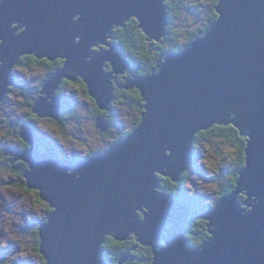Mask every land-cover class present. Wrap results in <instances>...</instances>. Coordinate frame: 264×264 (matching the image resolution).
<instances>
[{
  "label": "water",
  "instance_id": "water-1",
  "mask_svg": "<svg viewBox=\"0 0 264 264\" xmlns=\"http://www.w3.org/2000/svg\"><path fill=\"white\" fill-rule=\"evenodd\" d=\"M165 3L0 0V38L5 40L0 103L16 86L12 70L20 58L34 56L63 61L33 104L39 119L58 120L64 107L55 93L64 80L80 79L96 108L108 111L115 99L113 82L130 68L108 40L133 19L149 40L159 42L169 23ZM215 9L221 19L203 36L165 56L151 74L125 83V89L140 93L141 120L106 152L61 159L55 145L40 148L43 136L34 125L21 124L18 137L29 148L3 152L11 164L27 165V189L53 209L38 228L44 264H109L102 248L108 237L117 242L134 237L139 246L152 249V264H264V0H218ZM101 42L108 51L94 50ZM215 125H231L246 139L249 167L239 171L230 193L197 213L160 192L159 177L179 183L192 171L194 137ZM95 128L106 134L109 125L97 117ZM240 195L247 197L242 206ZM193 215L213 235L198 247L186 239ZM164 240L167 250L160 249ZM130 256L131 251L123 254L118 264L135 259Z\"/></svg>",
  "mask_w": 264,
  "mask_h": 264
},
{
  "label": "rangeland",
  "instance_id": "rangeland-1",
  "mask_svg": "<svg viewBox=\"0 0 264 264\" xmlns=\"http://www.w3.org/2000/svg\"><path fill=\"white\" fill-rule=\"evenodd\" d=\"M194 1L187 0L180 14L174 15L173 21L170 22L174 31H179L180 33L177 38V43L180 46L185 45L187 43L186 38L191 33L196 32L199 25L204 24L206 9L210 5L209 0H203L202 6L196 7ZM111 39L108 40V43ZM104 47L99 52L105 51ZM105 48L107 49V47ZM17 67L12 70V75L16 80L14 88L17 87V81H19L22 88L26 90L27 95L35 91L37 85H41V82L43 83L44 81L45 83L47 80L44 74L45 69L31 70ZM63 89L64 97L68 101L66 102L62 98V104L69 102L70 109L76 108V117L78 119L65 118L62 127L59 129H57V125L51 123V120H45L34 125L37 130L36 134L38 132L43 133V137L47 135L49 143L59 149L62 158L76 159L87 157L92 150L97 154L104 153L118 142L116 138L119 135L123 136L125 133H130L136 127H133V121L136 119L137 114L116 102L114 112H111L109 117L112 125L111 132L109 135L101 134L95 128L94 104L82 98L72 88L63 87ZM56 93L55 97H61V95L56 96ZM21 99L17 92L11 93L10 96L9 92H7L3 103H0V119L4 121V123L0 122V150L2 151L7 150L5 148L8 146L15 144V136H19L20 130L18 129V134L15 133L17 125L27 115ZM26 146L29 147L27 144ZM193 151L192 156L195 165L192 171L188 170L187 180L185 181L186 192H189L192 197L200 199L199 202H195L197 205L207 204V206H210L213 204V199L230 184L228 173L233 171L236 166V151L224 142L210 138L202 140L201 143L194 147ZM2 160L0 158V185H4V182L7 181L16 183L18 177H15V174L1 164ZM0 191L7 197L0 202V264H42L40 255H36L33 250L35 245L32 233L35 230L38 231L39 224L46 221L45 212L42 211V206L46 204L42 201L43 204L35 201L34 195L36 191H30L27 194L24 191H17L16 188L7 189L6 185L0 187ZM198 208L201 209L199 206ZM41 218L45 220L42 222L37 221ZM5 252L7 253L5 254ZM2 258L6 261L1 262Z\"/></svg>",
  "mask_w": 264,
  "mask_h": 264
},
{
  "label": "trees",
  "instance_id": "trees-1",
  "mask_svg": "<svg viewBox=\"0 0 264 264\" xmlns=\"http://www.w3.org/2000/svg\"><path fill=\"white\" fill-rule=\"evenodd\" d=\"M186 1L187 0H166L165 5L167 7V17H168L169 23L166 27V31H167L166 35L159 42H154V41L147 39L145 35L142 33V31L138 28V23L133 19L127 22L124 27L116 28L113 31L112 37H111L112 39L109 41V43L111 45H114L117 51L121 53L124 60L127 61L128 64L130 65V68L127 71L129 72V75H131V78H137L140 76L143 77V76H147L151 74L152 70H154L157 63L161 61L165 56L185 49L193 41L203 36V34L206 31H208L211 28V26L214 24V22L216 21L215 14H217L215 7L217 6L218 3L214 2V0H209L210 5H209V8L206 9L207 12H206V16L204 19L205 20L204 24L201 26L199 25L196 32L191 33L189 37L186 38L187 43L183 46H180V44L177 43V38L180 36V33L179 31H176V32L174 31L170 22L173 21L174 15L177 16L178 14H180L182 7ZM194 3L196 7H201L203 0H195ZM60 61L62 60L48 62L46 59L38 60L34 56H24L20 58L19 64L17 66L20 67V69L21 68L31 69V70L45 69L44 74L46 75L45 79H47L49 75L54 73L57 70V68L63 65L59 63ZM43 83L41 82V85H37L35 91H32L28 95H27L26 90H24L22 86L20 85L19 81H17L16 88L12 87L9 89L8 91L9 96L11 93L17 92L22 98L21 103L27 115L25 118H23L21 122L26 121L28 123H31L32 125H36L38 123L45 121L43 119H39L36 115L32 113L33 104L39 96V91L41 90ZM67 85L69 86L76 85L75 88H76V91L78 92V95H80L85 100H88L94 104V101L92 99H89V96L87 94L86 85L80 79H78L77 82L75 83H71L67 81ZM120 93H121L120 95L116 94L117 96L116 100L117 102L121 104V106L137 114L136 122H135L136 124L135 126L137 127L141 120V115L143 112L141 108L142 99H141L140 93L136 89H134V91L131 92L132 95H129L128 92L127 93L120 92ZM124 95L126 97H124ZM115 105H116V102L114 99V101L110 104V109H109L110 111H106L108 115L104 116V115H101V113H104V112L97 111V108L94 104V107H93L94 119L97 117H100L110 123L109 117L111 115V112H114ZM64 107H66L65 110L67 111L66 113L67 116L65 115L64 112H62L61 114H59L61 116L60 121L51 120L52 124L58 126L57 129L62 127L65 118L67 119L75 118L76 120L78 119V117H76L77 115L76 108L69 109L70 108L69 102L65 104ZM0 122L4 123V121L1 119H0ZM21 122H19V125H17L18 127L15 130L16 134H18V129H20V126L22 124ZM127 135L128 133H125L122 137H117L116 139L120 141L122 138L126 137ZM15 137H16V140H15L14 146L18 148L24 147V143H22L23 141L18 136H15ZM208 138L213 139V140L217 139L229 145L230 147H233L234 150L236 151L235 153L236 166L234 167L233 171L228 173L230 184L226 187L225 190H223V192H221L215 199H213V204H211L210 206H207V204L206 205L199 204L197 205V208L194 206L195 207L194 210L201 211V212H204L208 210L210 207L214 206L221 197H223L227 193H230L234 189V185L237 180L238 173L240 170H242L243 168L242 165L245 164L246 139L241 137L238 131L233 126L215 125L206 131H202L198 133L194 137L193 150L197 144L201 143L202 140H205ZM2 154H3V151L1 150L0 156H2ZM90 154L92 155V154H97V153H95L92 150ZM1 163L4 166H6L8 170H10L12 173L14 172L13 174H15V177L16 176L18 177L17 182L15 184L18 185L21 189H27L25 185L24 177H23L24 171L27 169V165L20 162L21 166L18 167V171H16L15 173V171H12L13 169L12 167L14 165L12 166L10 161L6 162L5 160H2ZM194 165L195 163L193 161V163L191 164V167H193ZM187 176H188L187 173L184 174V176H182L181 181L179 183H173L167 177H162V176L159 177V180H160V183L158 185L159 191L162 193L171 195L173 198H175V200L179 201L181 204H183V202L186 201V199L191 201V203H193L195 200L196 202H199L200 200L199 198L191 197L190 193L186 192V188H185L186 182L185 181L187 180ZM30 191L31 190L27 189V191L26 192L24 191V192L29 194ZM34 198L37 203L43 204L41 200L38 198L37 192H35ZM243 201H244V196H240L238 198V204H242ZM198 206L201 209H199ZM48 214L49 212L45 213L46 217ZM43 220L45 219L41 218V219H38L37 221L42 222ZM187 231L188 233L186 234V239H187L188 244L191 247H198L202 243V241L208 239L209 234L207 231L206 223L202 221L200 218H197V217L190 218L189 223L187 225ZM32 238L34 240V245H35L33 250L35 254L39 256V234L37 230L33 231ZM113 241L115 240L108 237L105 239V242L103 244V245H108V247L102 246L103 258L107 260L109 264H118L121 259V256L130 251H131L130 257L135 258V259L130 262H127L126 264H152L153 254H152L151 248H142L137 243H135L132 240V238L125 242L115 241V244H113ZM134 247H136V249L132 250ZM40 260L42 264L45 263L42 257H40Z\"/></svg>",
  "mask_w": 264,
  "mask_h": 264
},
{
  "label": "flooded vegetation",
  "instance_id": "flooded-vegetation-1",
  "mask_svg": "<svg viewBox=\"0 0 264 264\" xmlns=\"http://www.w3.org/2000/svg\"><path fill=\"white\" fill-rule=\"evenodd\" d=\"M104 49H106L105 47H104ZM106 70H110V68H109V66L107 65L106 66ZM129 78H131V75H129V72L127 71L125 74H123V75H121V76H119V77H117L116 78V80L113 82L114 83V95H115V102H117V96H116V94H121L120 92H128V93H131L132 91H134V89H125V83L127 82V81H125V80H127V79H129ZM125 81V82H124ZM77 82V81H76ZM124 84V87L122 86ZM63 87H67V88H69V89H74V91L75 92H77L76 91V88L75 87H73L72 85H67V81H65L64 80V82L62 83V85H61V87H60V89L58 90V92L56 93V96H60L61 94H62V98H64L65 100L64 101H68V99L67 98H65L64 97V94H63ZM71 87V88H70ZM63 89V90H62ZM74 93V92H73ZM125 93V94H126ZM124 97H126L125 95H124ZM65 104H67V103H63V107L65 106ZM66 107H64V109H65ZM70 109V108H69ZM110 111V110H109ZM64 113L66 112V110H64L63 111ZM62 113V112H61ZM60 113V114H61ZM66 114V113H65ZM94 116V115H93ZM60 115H59V120H57V121H60ZM53 121V120H52ZM107 123H108V125H109V130L106 132V134L105 135H109L110 134V132H111V127H112V125H111V123H109L108 121H106ZM135 122H136V119L133 121V127H135ZM132 127V128H133ZM39 133V132H38ZM41 134H43V133H41ZM118 137H122V136H118ZM42 139L40 140L41 142H40V148L41 149H43L45 146H48V145H52V144H50L49 143V139L47 138V135H45V137H41ZM45 144V145H44ZM113 146V145H112ZM111 146V147H112ZM9 147H15L14 145L13 146H9ZM9 147H7V148H9ZM7 148H5V149H7ZM18 148V147H17ZM27 149V148H29V147H27L26 146V144H24V147H20V149ZM58 151V150H57ZM0 153H1V150H0ZM58 153H59V151H58ZM59 155L62 157V155L59 153ZM89 155H91V154H89ZM89 155H87V156H89ZM84 157H86V156H84ZM0 158H4L3 160H5L6 162H9L10 160H11V158H9V157H7V156H5L4 155V152H3V154H2V156H0ZM83 158V157H82ZM72 159H74V158H72ZM77 159V158H76ZM2 164V163H1ZM3 165V164H2ZM14 165V166H13ZM12 166V168L14 169H12V171H15V173H16V171H18V167L19 166H21V163L19 162H17V163H15V164H13ZM191 169L193 170V167H191ZM191 171V170H190ZM188 172L189 171H187L186 173L188 174ZM14 173V172H13ZM160 181V180H159ZM158 189H159V187H158ZM18 196V195H17ZM192 197V196H191ZM185 200V199H184ZM183 202V201H182ZM195 202H196V200L193 202V203H191V201H189L188 199H186V201H184L183 203H184V205L186 206V207H188V208H191V209H193L194 210V208L196 207L197 208V204H195ZM195 206V207H194ZM43 207V206H42ZM211 208V207H210ZM43 210V212H51V211H49L48 209H49V207L47 206V205H44V207L42 208ZM195 212H198V211H195ZM193 217H197V218H199L197 215H193V216H191L190 218H193ZM132 240L135 242V240H134V237H132ZM136 243V242H135ZM142 248H145V247H142ZM7 252H5V254H6ZM128 253V252H127ZM8 261V260H7Z\"/></svg>",
  "mask_w": 264,
  "mask_h": 264
},
{
  "label": "snow or ice",
  "instance_id": "snow-or-ice-1",
  "mask_svg": "<svg viewBox=\"0 0 264 264\" xmlns=\"http://www.w3.org/2000/svg\"><path fill=\"white\" fill-rule=\"evenodd\" d=\"M214 2L218 3V0H214ZM216 16V20L219 21L221 19V15L220 13L218 14H215ZM76 19H79V17H76ZM74 43L75 44H79L80 41L79 39H74ZM5 44V40L3 38H0V47L4 46ZM101 48H103V43L101 42L100 43V47H97L96 49H94L95 51L99 52L101 50ZM105 51H108V49H104ZM59 63L63 64V61H60ZM73 87H76V85H73ZM129 95H132V93H129ZM138 96V94H137ZM139 98V96H138ZM89 99H91V97H89ZM97 111H99V109H97ZM101 115H104V116H107L108 113L107 112H104V113H101ZM241 130H242V126H241ZM247 139L249 141V143H252L253 142V138L252 136L248 135L247 136ZM249 145L246 143L245 144V147L247 148ZM169 156H171V152L168 153ZM243 168L247 169L249 167V165L247 163H245L244 165H242ZM68 175H71V173H67ZM237 179H240V177H237ZM7 187V189H11V188H16L17 191H27V189H21L18 185H16L13 181H7V182H4V185H0V187H3L5 186ZM7 197L4 196V193L2 191H0V202H2L4 199H6ZM245 199H247V197H245ZM253 199H255V197H253ZM49 211H52L53 209L49 208L48 209ZM247 213H252L253 212V207H247L246 209ZM215 230L213 229V232ZM213 239V235L212 233H210V235L208 236V240H211ZM99 243V242H98ZM113 244H115V241H113ZM169 242L167 240H164V241H161L160 242V249H164V250H167L169 248ZM103 247H108V245H103Z\"/></svg>",
  "mask_w": 264,
  "mask_h": 264
},
{
  "label": "bare ground",
  "instance_id": "bare-ground-1",
  "mask_svg": "<svg viewBox=\"0 0 264 264\" xmlns=\"http://www.w3.org/2000/svg\"><path fill=\"white\" fill-rule=\"evenodd\" d=\"M132 79H130V80H128V81H131ZM61 87V86H60ZM40 135H42L43 136V134H41V133H39ZM106 152V151H105ZM98 154H100V153H98ZM59 157L61 158V159H64V158H62L60 155H59ZM84 158V157H83ZM81 158H77V160H80ZM67 160H74V159H67ZM245 203V202H244ZM189 209H191V208H189ZM191 210H193V209H191ZM194 211H196V210H194ZM52 212V211H51ZM197 213H202L201 211H198Z\"/></svg>",
  "mask_w": 264,
  "mask_h": 264
},
{
  "label": "clouds",
  "instance_id": "clouds-1",
  "mask_svg": "<svg viewBox=\"0 0 264 264\" xmlns=\"http://www.w3.org/2000/svg\"><path fill=\"white\" fill-rule=\"evenodd\" d=\"M62 85V84H61ZM59 90V89H58ZM58 119H59V116H58ZM46 120V119H45ZM48 120V119H47ZM24 122H26V121H23V122H21L22 124L24 123ZM129 134V133H128ZM213 207V206H212ZM41 257V256H40Z\"/></svg>",
  "mask_w": 264,
  "mask_h": 264
}]
</instances>
